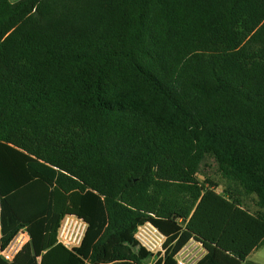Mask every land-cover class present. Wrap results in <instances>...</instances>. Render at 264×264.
<instances>
[{
	"label": "trees",
	"instance_id": "16d2710c",
	"mask_svg": "<svg viewBox=\"0 0 264 264\" xmlns=\"http://www.w3.org/2000/svg\"><path fill=\"white\" fill-rule=\"evenodd\" d=\"M0 208L1 248L31 234L0 264H145L146 222L166 236L154 264L191 239L196 264H256L264 0H0ZM66 215L88 224L73 250Z\"/></svg>",
	"mask_w": 264,
	"mask_h": 264
},
{
	"label": "built area",
	"instance_id": "2783aa9c",
	"mask_svg": "<svg viewBox=\"0 0 264 264\" xmlns=\"http://www.w3.org/2000/svg\"><path fill=\"white\" fill-rule=\"evenodd\" d=\"M88 224L74 215H66L61 221L57 231V243L68 250L81 246ZM0 236H1V208H0ZM134 239L138 247L143 248L149 258L154 261L163 260L166 254L164 246L166 236L151 222L139 225L135 231ZM31 234L27 227H23L14 237L11 243L4 249L0 247V257L7 263H12L22 248L30 243ZM177 264H193L188 255L176 260Z\"/></svg>",
	"mask_w": 264,
	"mask_h": 264
},
{
	"label": "rangeland",
	"instance_id": "374dc122",
	"mask_svg": "<svg viewBox=\"0 0 264 264\" xmlns=\"http://www.w3.org/2000/svg\"><path fill=\"white\" fill-rule=\"evenodd\" d=\"M12 2H17L19 0H11ZM199 179L203 180H210L212 183L218 185L217 192L223 193L225 188H229V183L221 176L218 171V165L212 157H207L206 160L203 162L202 167L199 173ZM244 202L247 206L250 207L252 211L255 210L254 206V197L244 199ZM249 261H252L256 264H264V245L255 253L251 254L248 257ZM148 263V262H147ZM243 264H247L246 262Z\"/></svg>",
	"mask_w": 264,
	"mask_h": 264
},
{
	"label": "crops",
	"instance_id": "0c3cea01",
	"mask_svg": "<svg viewBox=\"0 0 264 264\" xmlns=\"http://www.w3.org/2000/svg\"><path fill=\"white\" fill-rule=\"evenodd\" d=\"M258 251V250H257ZM254 251L253 253H255ZM251 253V254H253ZM188 255L191 258L193 264H196L201 258L204 257L206 254L205 249L203 248L202 244L194 239H191L186 246H184L181 251L176 255L175 259H181L184 255ZM250 254V256H251ZM148 262V263H147ZM145 264H154V261L150 258L145 260Z\"/></svg>",
	"mask_w": 264,
	"mask_h": 264
}]
</instances>
